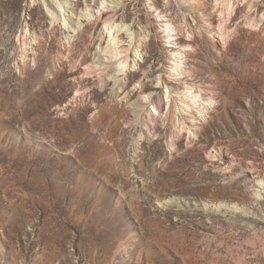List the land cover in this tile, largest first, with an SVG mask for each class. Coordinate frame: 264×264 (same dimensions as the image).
<instances>
[{"label": "rangeland", "instance_id": "rangeland-1", "mask_svg": "<svg viewBox=\"0 0 264 264\" xmlns=\"http://www.w3.org/2000/svg\"><path fill=\"white\" fill-rule=\"evenodd\" d=\"M71 1L0 0V264H264V0Z\"/></svg>", "mask_w": 264, "mask_h": 264}, {"label": "bare ground", "instance_id": "bare-ground-1", "mask_svg": "<svg viewBox=\"0 0 264 264\" xmlns=\"http://www.w3.org/2000/svg\"><path fill=\"white\" fill-rule=\"evenodd\" d=\"M112 1L114 3H118L117 0H112ZM47 2L49 4L50 11L53 13V15H59V16L61 15V19H63L65 28L68 27L70 32L78 30L79 27L82 26V24L85 20H89L88 13L78 14L77 16L74 15V12L68 13L70 11L66 8L65 4L72 3L71 0H65V3L61 2L60 0H47ZM227 2H228L227 3L228 7H223V10L221 11L223 16L220 20L221 21L220 26L222 28L223 34L225 33L224 24L231 17L232 12H233V11L230 12V8L233 7V5L231 3L232 0H228ZM224 3H225V1H224ZM227 8H229V9H227ZM233 9H234V7H233ZM248 19L250 21V16ZM91 26L92 25L88 24L87 28H90ZM113 45H114V40H113V38H110V41H109L108 45L106 46V48L102 49V54L105 53L104 55L107 56V58L110 60L111 63L117 64V66L112 65V68H110L108 74H112L116 70H118V71L123 70L121 68V63L118 60L114 61L117 58V52H115V47ZM64 61L65 60H63L62 62L65 63ZM131 62H132V60H131ZM91 80H92L91 78H87L84 81H91ZM110 80L111 79L108 78L105 81V83H104L105 86H107L109 84ZM261 183H264V182L262 181ZM256 194H257V196H261V197L264 196L263 191L261 189L258 190V192Z\"/></svg>", "mask_w": 264, "mask_h": 264}]
</instances>
